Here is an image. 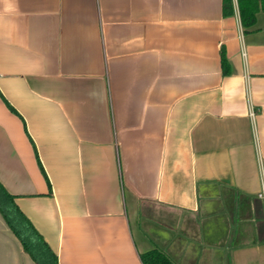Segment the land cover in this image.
<instances>
[{
  "label": "crops",
  "instance_id": "crops-1",
  "mask_svg": "<svg viewBox=\"0 0 264 264\" xmlns=\"http://www.w3.org/2000/svg\"><path fill=\"white\" fill-rule=\"evenodd\" d=\"M231 8L0 0V182L59 264H264V10ZM0 264H37L1 212Z\"/></svg>",
  "mask_w": 264,
  "mask_h": 264
},
{
  "label": "trees",
  "instance_id": "trees-1",
  "mask_svg": "<svg viewBox=\"0 0 264 264\" xmlns=\"http://www.w3.org/2000/svg\"><path fill=\"white\" fill-rule=\"evenodd\" d=\"M241 18L244 25H250L256 18L257 11L264 10V0H239ZM226 14L232 12L231 0H224ZM222 62L228 72V61L222 53ZM0 212L8 226L18 236L27 251L37 264H59L58 256L43 235L37 230L29 217L19 207L15 196L7 191L0 182ZM143 264H176L168 255L159 249L141 253Z\"/></svg>",
  "mask_w": 264,
  "mask_h": 264
},
{
  "label": "built area",
  "instance_id": "built-area-1",
  "mask_svg": "<svg viewBox=\"0 0 264 264\" xmlns=\"http://www.w3.org/2000/svg\"><path fill=\"white\" fill-rule=\"evenodd\" d=\"M260 196L262 198H264V182H263V185H262V191L260 192Z\"/></svg>",
  "mask_w": 264,
  "mask_h": 264
}]
</instances>
